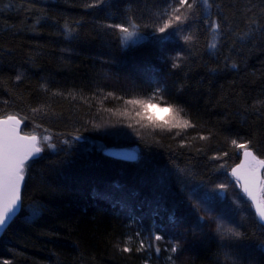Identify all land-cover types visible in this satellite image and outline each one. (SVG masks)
Returning <instances> with one entry per match:
<instances>
[{"label":"trees","instance_id":"16d2710c","mask_svg":"<svg viewBox=\"0 0 264 264\" xmlns=\"http://www.w3.org/2000/svg\"><path fill=\"white\" fill-rule=\"evenodd\" d=\"M210 2L160 33L178 0H0V119H19L43 149L0 236V264H170L177 242L176 264H264V225L244 198L242 219L224 221L239 237L188 217L239 162L232 140L264 159V0ZM152 97L193 126L104 128L115 107Z\"/></svg>","mask_w":264,"mask_h":264},{"label":"snow or ice","instance_id":"6c2138e0","mask_svg":"<svg viewBox=\"0 0 264 264\" xmlns=\"http://www.w3.org/2000/svg\"><path fill=\"white\" fill-rule=\"evenodd\" d=\"M98 2L102 3L103 0H98ZM203 4L204 8L210 9L213 4L210 0H178V7L172 8L171 14L167 12L165 15L168 16V19L164 22L162 27L158 28L160 33H166L168 29L175 28L179 25H183L189 21L191 18L189 13L194 11V5L197 3ZM90 7L93 5H89ZM184 11H181V9ZM251 23H256L255 20L251 21ZM117 28L120 29L121 32L126 34V39L132 36L134 33L129 31L128 27L124 25H116ZM136 27L135 24L132 25L134 29ZM220 28V24L216 21L211 22V30L216 33ZM251 30L248 33L244 34V37H250ZM241 37V39H244ZM193 36L191 34L185 35L184 40L186 42L191 41ZM210 48H216V43H211L209 45ZM173 67H178L177 64H174ZM235 67V65H233ZM17 80L20 79L19 76L16 77ZM160 90L158 89L157 92ZM109 96L112 93L108 94ZM155 97L149 98L148 101L142 100H128L126 103L133 105H140L143 109L142 112H137L136 115L141 117V119H148L150 123H152L155 127H160L171 131L172 128H181L185 129L188 127H192L191 123L187 120H183L182 118L177 120L173 119L171 121L165 120L163 122L156 121L153 116L149 114V109L153 107H159L160 105L153 104L152 100ZM162 100L163 97H160ZM258 103H264L258 101ZM168 111L171 113L174 111L171 105H168ZM177 116L179 113L177 112ZM139 123V121H137ZM20 121L16 119L14 116H9L5 120H0V231H3L9 226V223L16 216L17 212L20 210V190L21 184L24 181L25 170L31 166V162H36L40 158V153L43 151L42 147H40V139L36 135L31 136H21L16 126L19 125ZM11 125V126H9ZM131 126V125H129ZM180 132H176V135H180ZM44 142L50 140V137H43ZM79 136L76 137V140H80ZM200 139H206V137H200ZM65 143H68L65 141ZM231 143L236 145L238 148L245 149L244 156L245 162L238 165L236 168L232 170L233 175H237L238 179H243V191L247 193L248 197L252 200L255 205V211L259 220L262 224H264V198H258L255 193V188L259 186L261 190H264V180H262L258 174L260 168H264V159H259L257 156L253 154L251 150L248 148V143L238 144L236 140H232ZM49 148H55L54 144L48 143ZM227 155V153H225ZM126 159L134 160L136 156L133 154H129L125 157ZM214 159H218L220 157H213ZM241 170H244V174L240 175ZM220 189H225L226 185L221 184L218 185ZM217 231L221 232L223 235L231 234L232 236L239 237L241 233L236 231L231 227H224L220 224L217 225ZM163 237L157 235L155 236V240H161ZM145 247L143 241L140 242L139 248L137 251H141ZM122 251L130 252L131 249L125 246ZM160 249L156 248L157 254ZM178 253H181V248L179 243L172 244L170 248V255L168 256V261L170 264H176V261L180 258Z\"/></svg>","mask_w":264,"mask_h":264},{"label":"rangeland","instance_id":"374dc122","mask_svg":"<svg viewBox=\"0 0 264 264\" xmlns=\"http://www.w3.org/2000/svg\"><path fill=\"white\" fill-rule=\"evenodd\" d=\"M172 9L170 10L169 14H171ZM126 37V36H125ZM133 100V99H131ZM135 100H142V101H148L149 99H138L135 98ZM153 103V102H152ZM156 104V103H153ZM160 105V104H159ZM174 109V108H173ZM143 109L141 108L140 105L136 104H128L126 102L122 103L120 106L115 107L112 109V111L109 113V115L105 119V123L103 126L105 129L109 128L114 130V128H117V125L120 123V125H123L125 127L121 128V130L125 129H130L139 133H159V132H173V131H183L185 129L181 128H172L171 131L167 130L165 127L164 129H161L160 127H155L148 119H141V117L137 116V112H142ZM149 114L155 118L156 121L163 122L165 120H173V119H183L186 120L182 115L179 114L177 116V111L174 109L173 112L168 111V107L164 105H160L159 107H153L150 108ZM139 121V123L137 122ZM110 123V124H108ZM113 123L115 125H113ZM117 123V124H116ZM131 125V126H129ZM113 127V128H112ZM113 134V132H111ZM240 150V155L245 149H239ZM238 164V163H237ZM236 164V165H237ZM234 167V166H233ZM231 167L228 174L226 175V178H223L221 182L217 184V186L214 189L209 190V192L213 195L212 198H207V196L202 195V198L205 199L203 201H207L208 204V209H201V211L193 212L195 210V203L192 205L190 204V207L188 208V211L191 213L188 215V217H192V219L195 218L198 220L199 224L203 223H212L215 228H217V225L220 224L224 227L226 226V223L224 221H228V224H232L235 221H238L239 219H242L241 217L243 216L245 206L241 203V201L238 199L239 196L240 198H244L241 193H238L233 184L232 181L234 182L232 176H230ZM263 177H264V169H263ZM158 186H163L161 184L160 180L157 181ZM235 186H236V182ZM224 184L226 185L225 189H220L218 185ZM237 188V187H236ZM238 189V188H237ZM158 191V189H157ZM260 198H263V194L260 192ZM211 199V200H210ZM160 202L162 200H159ZM158 201V202H159ZM247 201V200H246ZM248 202V201H247ZM249 203V202H248ZM187 210V209H186ZM219 221L220 223H218ZM201 226V225H200ZM217 230V229H216ZM218 232V231H217Z\"/></svg>","mask_w":264,"mask_h":264},{"label":"water","instance_id":"95a60500","mask_svg":"<svg viewBox=\"0 0 264 264\" xmlns=\"http://www.w3.org/2000/svg\"><path fill=\"white\" fill-rule=\"evenodd\" d=\"M8 118V117H7ZM7 118H4V119H0V120H5V119H7ZM17 119V118H16ZM17 120H19V119H17ZM9 126H11V125H9ZM0 127H3V126H0ZM20 128H21V122L19 123V125H17L16 126V129H17V131H18V133L21 135V136H26V135H23V134H21V132H20ZM245 151V150H244ZM244 151L241 153V155H240V160H239V162H238V164L237 165H235L232 169H231V176L234 178V180L237 182V184H239V186H240V191H241V193L243 194V196L250 202V204L252 205V209H253V211H254V214H255V216H256V218H257V221L260 223V224H262L261 223V221L259 220V217L257 216V214H256V211H255V205L253 204V202H252V200L248 197V195H247V193H245L244 191H243V184H244V180L241 178V179H238V176L237 175H233L232 174V170L234 169V168H236L238 165H240V164H242V163H244L245 162V156H244ZM104 154L105 155H107V156H109V157H112V158H115V159H119V160H124V161H133V160H131V159H126L125 157L127 156V155H129V154H133V155H135V153L131 150V149H127V148H119V149H114V148H111V149H107V150H105L104 151ZM136 156V155H135ZM135 160V159H134ZM262 169L263 168H260L259 169V172H258V174H259V176H260V178L262 179L263 178V173L261 172L262 171ZM244 174V170H241V173H240V175H243ZM21 188H22V184H21ZM255 193H256V195H257V197L258 198H260V191H261V188L259 187V186H257L255 189ZM20 192H21V190H20ZM19 213V211L17 212V214ZM17 214H16V216H17ZM15 216V217H16ZM14 217V218H15ZM13 218V219H14ZM12 222V221H11ZM10 222V223H11ZM10 223H9V225H10ZM262 225H264V224H262ZM8 228V227H7ZM6 228V229H7ZM6 229H4L3 231H0V236L2 235V233L6 230Z\"/></svg>","mask_w":264,"mask_h":264},{"label":"bare ground","instance_id":"6f19581e","mask_svg":"<svg viewBox=\"0 0 264 264\" xmlns=\"http://www.w3.org/2000/svg\"><path fill=\"white\" fill-rule=\"evenodd\" d=\"M27 136V135H26ZM117 149V148H116ZM250 150V149H249ZM264 169V168H263ZM263 169H262V173H263ZM231 173V172H230ZM230 176H231V174H230ZM233 178V177H232ZM233 180H234V178H233ZM262 180H263V178H262ZM234 182H236L235 180H234ZM236 186H237V188L239 189V191H240V186H239V184H237V182H236ZM261 193H263V190H261L260 191ZM240 193H241V191H240ZM241 195L243 196V194L241 193ZM244 197V196H243ZM244 199L245 200H247L245 197H244ZM248 201V200H247ZM249 202V201H248ZM249 205H250V207H251V209H252V205L250 204V202H249ZM252 212L254 213V211H253V209H252ZM254 216H255V214H254ZM255 218H256V216H255ZM256 220H257V218H256ZM259 223V222H258Z\"/></svg>","mask_w":264,"mask_h":264}]
</instances>
